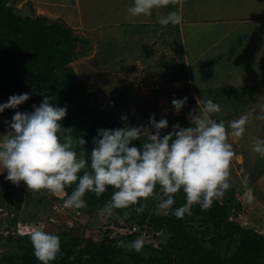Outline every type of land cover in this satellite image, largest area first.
I'll list each match as a JSON object with an SVG mask.
<instances>
[{"label": "rangeland", "instance_id": "obj_1", "mask_svg": "<svg viewBox=\"0 0 264 264\" xmlns=\"http://www.w3.org/2000/svg\"><path fill=\"white\" fill-rule=\"evenodd\" d=\"M48 3L66 7L58 8L53 15L39 0H7V6L20 17L43 16L63 22L72 36L86 44H77L75 51L85 55L77 56L69 66L76 79L97 96L99 111L112 112L123 126L148 125L154 114L157 121L162 117L168 121V128L161 130L163 136L173 124L190 126L189 111H199V101L207 99L220 105L221 111L213 118L223 121L226 127L256 109L243 139L229 135L235 152L230 168L231 187L217 201L239 203L245 211L243 220L238 219L241 225L264 236V158L253 154L250 146L254 137L264 139V120L256 118L264 114L260 111L264 108V0H176L175 4L154 9L150 17L139 18L127 16L132 0ZM170 12L177 13L181 22L162 26L159 18ZM180 58L187 83L183 90L182 82L166 81V75L180 68ZM234 88L239 90L235 92ZM220 89L225 91L223 99L217 95ZM184 97L187 102L177 114L171 101ZM3 103L6 100L0 97V104ZM16 111L19 109L0 113V135L6 134L2 116L11 120ZM227 115L229 119L225 118ZM121 116H126V121ZM6 175L0 173V240L11 230L6 229L7 222L14 217L15 234L19 235L39 228L54 233L69 231L77 236L91 233L98 240V231L110 229L111 236L125 232L119 230L122 222L114 215L106 218L100 211L91 216L75 213V209L64 207L63 194L30 193L24 183L13 185L5 179ZM245 176L246 184L242 183ZM230 189L235 190L233 199L228 197ZM249 189L251 200L247 197ZM159 202L157 197L149 198L144 209L165 215L167 211L158 208ZM156 237L165 242L164 234ZM149 241L148 237L145 244ZM151 245L155 246L156 241ZM4 251L9 249L0 246V255Z\"/></svg>", "mask_w": 264, "mask_h": 264}, {"label": "clouds", "instance_id": "obj_2", "mask_svg": "<svg viewBox=\"0 0 264 264\" xmlns=\"http://www.w3.org/2000/svg\"><path fill=\"white\" fill-rule=\"evenodd\" d=\"M175 3L176 0H132L126 13L130 18L150 17L154 9ZM181 20L177 13L170 12L160 17L159 23L176 25ZM41 95L42 102L32 105L31 112L16 111L10 121H4L8 131L0 135V173L6 172L5 179L13 185L19 186L22 181L30 193L65 195L63 205L70 210L85 208L83 197L87 193L99 198L111 188L110 199L100 209L106 218H111L115 210L133 208L137 215L142 214L141 202L153 197L159 199L160 210L168 211L181 191L185 203L172 212L177 219L191 216L195 205L209 211L213 202L231 187L230 168L235 152L229 135L243 139L250 117L256 112L252 109L226 127L223 121L213 118L221 111L220 105L211 99L201 100L199 111L192 109L188 113V127L176 123L161 136L168 121L163 117L157 121L153 114L148 125L98 129L89 154L84 148L87 141L74 134V127L65 128L60 123L66 117V106H55V96ZM29 99L27 93L13 94L0 104V113L17 109ZM186 102L187 97L173 99L172 109L179 114ZM260 111L264 113V108ZM256 118L264 120V114ZM126 119L121 116L122 121ZM137 140L141 141L140 146L133 144ZM250 146L253 154L264 158V139L254 137ZM246 182L245 176L242 183ZM73 184L76 187L68 195L65 189ZM247 197L253 199L250 189ZM131 214L124 212L125 218ZM30 241L40 264H50L63 255L56 234L36 228L30 233ZM145 242L140 236L129 242L118 241L115 246L140 253ZM84 247L79 245L76 251Z\"/></svg>", "mask_w": 264, "mask_h": 264}, {"label": "trees", "instance_id": "obj_3", "mask_svg": "<svg viewBox=\"0 0 264 264\" xmlns=\"http://www.w3.org/2000/svg\"><path fill=\"white\" fill-rule=\"evenodd\" d=\"M77 44L86 45L72 36L63 22L43 16L20 17L7 6V0H0V97L7 102L13 94L27 93L30 99L17 109L31 112L32 105L38 106L42 102L41 93L55 96L52 103L67 108L66 117L60 123L65 128L74 127V134L87 141L84 148L90 154L98 129H116L123 125L112 112L99 111L97 96L76 79L69 64L77 56L85 55L75 51ZM179 63L178 71L166 75V81L182 82L183 90L187 83L181 58ZM182 90L178 92L182 93ZM238 90L234 88L235 92ZM196 92L199 94L200 90ZM224 93L222 89L217 91L222 99ZM212 101L215 103L214 99ZM225 118L229 119L230 115ZM5 120L9 121L10 118L2 116L7 132ZM133 144L140 146L141 141H134ZM75 187L73 184L65 192L70 195ZM236 190L240 191L238 188ZM112 191L110 188L99 198L94 193H87L83 197L87 206L75 210V213L91 216L100 211L110 199ZM234 191L230 189L228 197L233 199ZM63 199H66L65 195H62ZM146 202L141 203L147 207ZM184 203L185 196L181 191L176 195L172 209L165 215L154 214L146 208L139 215L134 208L115 210L114 216L121 220L122 229L136 226L138 231L144 230L154 237L156 246L145 244L140 253L115 246L121 240H135L140 237L138 233L111 236V230L105 229L102 233L97 232L100 236L97 240L95 234L91 233L77 236L69 231L54 233L44 230L58 235L61 241L63 255H58L50 264H264V236L241 225L238 219H242L245 211L239 203L215 200L209 211H202L199 205H195L191 216L177 219L172 212ZM125 211L132 214L125 218ZM16 221L15 217L9 219L6 229L11 230L0 240V246L9 249V252L4 251L0 255V264H40L34 256L31 232L15 234ZM113 222L118 229L117 220ZM157 233L165 235L164 243L158 241ZM79 245L85 247L76 251Z\"/></svg>", "mask_w": 264, "mask_h": 264}, {"label": "built area", "instance_id": "obj_4", "mask_svg": "<svg viewBox=\"0 0 264 264\" xmlns=\"http://www.w3.org/2000/svg\"><path fill=\"white\" fill-rule=\"evenodd\" d=\"M237 216H238V218L241 217L240 214H238ZM119 230H121V231L125 230L124 233H128V234L138 233L140 236H143L144 237L145 241H147V239L149 237V240H150L149 243H150V245H151L152 241L154 240V237L151 234H146V232L144 230L143 231H138V228L136 226H130L129 228H125V229L120 228ZM158 235H159V233L155 234V236H158ZM155 246H153V247H155Z\"/></svg>", "mask_w": 264, "mask_h": 264}, {"label": "crops", "instance_id": "obj_5", "mask_svg": "<svg viewBox=\"0 0 264 264\" xmlns=\"http://www.w3.org/2000/svg\"><path fill=\"white\" fill-rule=\"evenodd\" d=\"M40 2H44L45 5H47V7L49 8V13L51 14H55L56 12L59 11V9H63V7H66L65 5L64 6H59V3H48L49 0H39ZM59 8V9H58ZM233 19H236V16L233 15L232 17ZM232 19V20H233ZM230 20V19H229ZM230 22V21H229Z\"/></svg>", "mask_w": 264, "mask_h": 264}, {"label": "water", "instance_id": "obj_6", "mask_svg": "<svg viewBox=\"0 0 264 264\" xmlns=\"http://www.w3.org/2000/svg\"><path fill=\"white\" fill-rule=\"evenodd\" d=\"M78 45H76L75 50L77 49Z\"/></svg>", "mask_w": 264, "mask_h": 264}]
</instances>
